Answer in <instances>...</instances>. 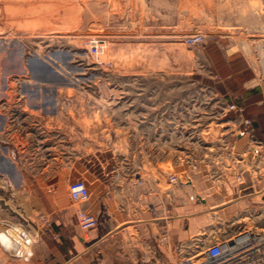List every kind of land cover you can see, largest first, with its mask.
Instances as JSON below:
<instances>
[{"label": "rangeland", "instance_id": "374dc122", "mask_svg": "<svg viewBox=\"0 0 264 264\" xmlns=\"http://www.w3.org/2000/svg\"><path fill=\"white\" fill-rule=\"evenodd\" d=\"M254 82L264 0H0V259L29 250L38 218L82 221L102 196L196 198L212 226L196 242L216 241L244 132L227 97ZM75 180L89 199L71 200Z\"/></svg>", "mask_w": 264, "mask_h": 264}, {"label": "crops", "instance_id": "0c3cea01", "mask_svg": "<svg viewBox=\"0 0 264 264\" xmlns=\"http://www.w3.org/2000/svg\"><path fill=\"white\" fill-rule=\"evenodd\" d=\"M227 101L238 106L235 124L244 132L236 138V179L222 185L228 195L221 208L226 217L211 235L216 240L250 224L264 229V88L254 82L228 95ZM209 191L215 192L204 190ZM177 199L174 195L166 204L162 192L145 208L119 210L111 196L91 197L80 211L91 214L94 224L83 226L79 212L72 216L71 211L38 218L29 250L2 257L0 264H180L183 243L192 241L190 250L195 249L212 226L209 207H198L194 198L189 210L181 211Z\"/></svg>", "mask_w": 264, "mask_h": 264}, {"label": "built area", "instance_id": "2783aa9c", "mask_svg": "<svg viewBox=\"0 0 264 264\" xmlns=\"http://www.w3.org/2000/svg\"><path fill=\"white\" fill-rule=\"evenodd\" d=\"M198 38L196 35L188 39L193 41ZM230 107L238 109L235 103H231ZM244 122L249 120L244 119ZM69 196L73 201H85L89 199L90 193L82 180H75L70 183ZM94 223L95 219L91 214L82 218L83 226ZM190 252L187 256L191 259L188 264H264V229L243 227L225 238L204 246L197 245Z\"/></svg>", "mask_w": 264, "mask_h": 264}, {"label": "bare ground", "instance_id": "6f19581e", "mask_svg": "<svg viewBox=\"0 0 264 264\" xmlns=\"http://www.w3.org/2000/svg\"><path fill=\"white\" fill-rule=\"evenodd\" d=\"M10 243V242H9ZM29 248V247H28Z\"/></svg>", "mask_w": 264, "mask_h": 264}]
</instances>
